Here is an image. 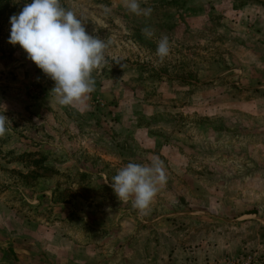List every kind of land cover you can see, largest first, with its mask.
Listing matches in <instances>:
<instances>
[{
	"label": "rangeland",
	"instance_id": "obj_1",
	"mask_svg": "<svg viewBox=\"0 0 264 264\" xmlns=\"http://www.w3.org/2000/svg\"><path fill=\"white\" fill-rule=\"evenodd\" d=\"M31 2L0 0L1 264H264V0H61L107 44L79 108L9 42ZM156 159L141 215L111 178Z\"/></svg>",
	"mask_w": 264,
	"mask_h": 264
},
{
	"label": "clouds",
	"instance_id": "obj_2",
	"mask_svg": "<svg viewBox=\"0 0 264 264\" xmlns=\"http://www.w3.org/2000/svg\"><path fill=\"white\" fill-rule=\"evenodd\" d=\"M122 4L131 14L151 16L152 8H141L140 0H122ZM82 21L84 17L63 7L61 0H32L10 18L9 42L19 44L28 58L55 82L51 92L58 103L72 108L84 105L94 91L92 73L105 63L107 48L105 41L86 32ZM142 32L148 39L154 36L150 28H143ZM170 51L169 38L160 37L155 52L160 64ZM6 131V118L0 115V137ZM166 182L162 161L156 159L148 165L128 162L111 178L110 186L119 201L131 202L133 209L143 215Z\"/></svg>",
	"mask_w": 264,
	"mask_h": 264
},
{
	"label": "crops",
	"instance_id": "obj_3",
	"mask_svg": "<svg viewBox=\"0 0 264 264\" xmlns=\"http://www.w3.org/2000/svg\"><path fill=\"white\" fill-rule=\"evenodd\" d=\"M16 251L18 252V250L16 249ZM24 251V250H23ZM19 260H16L15 262H18ZM2 263V260L0 259V264Z\"/></svg>",
	"mask_w": 264,
	"mask_h": 264
}]
</instances>
